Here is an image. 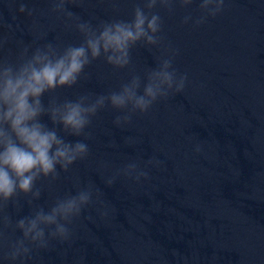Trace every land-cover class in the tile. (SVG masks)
<instances>
[{"label":"water","instance_id":"95a60500","mask_svg":"<svg viewBox=\"0 0 264 264\" xmlns=\"http://www.w3.org/2000/svg\"><path fill=\"white\" fill-rule=\"evenodd\" d=\"M138 2L81 0L66 8L96 25L130 19ZM200 3H175L172 12L157 5L163 45L140 42L130 50V67L143 81L169 46L176 53L173 68L187 76L183 91L119 126L113 121L123 113L106 104L85 129L89 138L65 136L86 143L88 155L55 181H38L40 196L31 204V194L20 195L0 215L14 224L89 185L92 202L68 225L66 239L33 246L16 261L0 252V264H264V0H224L216 16L197 24ZM51 6V0H0V39L6 41L0 55L23 45H32L31 52L45 43H81ZM85 73L86 79L57 90L61 100L107 95L130 78L129 68L113 69L102 58ZM129 164L136 168L124 175ZM140 172L147 175L136 179ZM4 231L9 241L22 235Z\"/></svg>","mask_w":264,"mask_h":264},{"label":"clouds","instance_id":"9594fccd","mask_svg":"<svg viewBox=\"0 0 264 264\" xmlns=\"http://www.w3.org/2000/svg\"><path fill=\"white\" fill-rule=\"evenodd\" d=\"M79 3L81 0H51L49 9L71 22L67 26L82 37L78 45L45 43L31 52L32 45H23L15 54L0 55V213L10 200L15 203L20 195L31 194L28 201L31 204L32 199L40 196L38 181L42 178L49 183L55 181L61 171H68L70 165L88 155L86 143L67 141L65 136L89 138L90 133L85 129L106 104L123 113L113 121L119 126L129 123L133 114L147 113L157 100L167 99L185 87L187 76L178 75L173 68L176 53L169 46L162 47V54L157 57L158 66L147 69L143 81L130 67V50L140 42L146 46L163 45L164 38L158 35L162 31V19L153 11L157 5L172 12L175 3L183 8L192 0H140L133 4L130 19L99 20L96 25L81 20L66 8L67 4ZM223 5L224 0H201L199 11L202 15L196 23H203L206 16H216ZM25 10L26 5L21 3L18 12ZM31 14L32 10H28V15ZM190 18L185 16L183 23ZM5 42L0 39V49ZM101 58L113 69L129 68L130 78L120 84L118 91H110L107 95L93 98L89 93L75 100H61L57 90L70 88L81 78L86 79L85 68ZM45 116L47 122L42 119ZM135 168V164L127 165L124 175L131 174ZM146 175L140 172L136 179ZM113 179L106 183L111 185ZM92 196L93 188L89 185L76 195L57 198L47 212L38 208L31 216L14 224L7 214L0 215L3 258L16 261L26 256L33 246L45 248L50 239H66L68 225L92 202ZM9 227L19 230L21 237L9 241L4 231Z\"/></svg>","mask_w":264,"mask_h":264}]
</instances>
